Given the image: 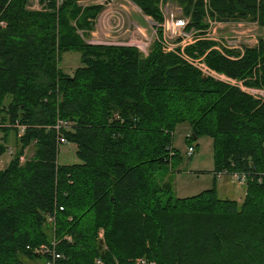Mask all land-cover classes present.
<instances>
[{
	"label": "trees",
	"instance_id": "1",
	"mask_svg": "<svg viewBox=\"0 0 264 264\" xmlns=\"http://www.w3.org/2000/svg\"><path fill=\"white\" fill-rule=\"evenodd\" d=\"M80 1L38 0L41 8L30 9L29 0H0V157L15 137L0 169V264L37 259L27 246L52 238L56 264H264V180L256 176L264 172V94L202 79L157 40L146 55L87 43L103 5ZM130 1L161 22L160 0ZM176 1L188 28H207L203 0ZM208 13L264 29V0H208ZM216 45L199 39L184 49L264 91V34L241 49ZM69 51L80 54L70 74L58 66ZM57 119L71 123L60 134L78 162L56 160ZM16 121L26 125L21 136ZM185 122L188 145L211 139L214 174H249L240 201L219 197L215 185L174 197L171 182L158 179L163 165L180 163L172 140Z\"/></svg>",
	"mask_w": 264,
	"mask_h": 264
},
{
	"label": "rangeland",
	"instance_id": "2",
	"mask_svg": "<svg viewBox=\"0 0 264 264\" xmlns=\"http://www.w3.org/2000/svg\"><path fill=\"white\" fill-rule=\"evenodd\" d=\"M172 4L174 0H165ZM114 2L123 3L128 5L130 8V12L126 13L125 9L118 10L120 6L113 5ZM81 5L88 4H102L103 9L100 11L98 16H101V20H104L109 24V21L112 22V19L109 18L111 14H107L110 7H113V13L119 12L118 18L122 23H120V28L108 29L106 30L103 25L98 26L100 34H90V36L86 39L89 42H93L95 44H112L116 42H122L126 44L135 45L138 44L141 46L143 54L148 52L151 42L153 41V32L151 31L149 20L145 19V17L139 13L132 2L126 3L124 0H82L79 2ZM177 4V3H176ZM28 7L30 9H40L41 5L38 0H29ZM115 14V13H114ZM97 16V17H98ZM133 23V24H132ZM134 24L142 25L145 30L142 31L146 35H142L139 31L135 30ZM134 28V29H133ZM133 32V34H137V38H133L128 36V34ZM103 32V34H102ZM264 34V29L259 27L256 22L253 21H226L221 23L215 30L214 38H216V43L219 47L222 46L224 41L232 40L234 41L233 47L237 46V48L241 49L243 46H251L254 45L257 39ZM216 47V46H215ZM80 65V54L78 52L69 51L64 52L60 56L59 60V68L66 73H71L77 66ZM253 91V93H257V95H262L263 91L260 90H246ZM251 93V92H250ZM252 93V94H253ZM189 124L187 122L181 123L176 126L175 131L173 133V146L178 149L179 156L181 157L179 165L175 166L174 169H178L177 173L172 174V178L170 179L172 187H173V196L174 197H185L194 195L204 189L210 188L215 185L217 190V195L221 198H229L239 201L243 198L245 193V185L238 183L232 176L230 175H220L217 176L213 173V158H212V145L211 139L209 137H200L197 141L193 142L192 145H196L194 147L195 150L191 156L186 154L188 145L186 142V137L189 135L188 131ZM9 139V147L11 152L14 151V135L10 134ZM76 146L74 143L65 142L59 145L56 160L59 164H70L74 162H78V158L75 154ZM32 149L28 148L26 151V156L31 155ZM8 152H5L0 157V169L4 167V165L10 159ZM170 165H163L162 169L158 172V179L160 180L163 176L164 178L167 174H170ZM23 264H39V259H27L25 257L22 258Z\"/></svg>",
	"mask_w": 264,
	"mask_h": 264
},
{
	"label": "built area",
	"instance_id": "3",
	"mask_svg": "<svg viewBox=\"0 0 264 264\" xmlns=\"http://www.w3.org/2000/svg\"><path fill=\"white\" fill-rule=\"evenodd\" d=\"M106 1V0H105ZM205 2V8H206V16L205 20L207 23V28H205L202 31H199L194 28H188V18L183 15L181 6L177 3L176 0L172 4L170 2L165 0H160L159 3V11L162 15V20L160 23L154 22L151 18V27L153 32V40H157L160 44L162 50L166 52H172L175 53L177 56H179L182 60H184L189 65L196 68L201 74L211 77L215 80L230 84V85H236L240 87L242 90L246 91L249 90L246 87H244L241 84V81H238L232 77L227 76L224 73L218 72L210 68L203 60L202 57H193L188 55L185 52V47L194 43L195 41L199 39H209L216 41V38H214L215 30L216 28L224 22L218 21L215 18H213L208 13V0H203ZM107 2V1H106ZM177 3V4H176ZM120 21L119 19L116 20L117 28H120ZM135 30L139 31V27L134 24ZM158 30V31H157ZM234 41L227 40L226 42L222 44L221 47L216 45L215 48L217 49H239L237 46L233 47ZM115 44V43H112ZM119 45V44H116ZM134 46L138 47V49L143 51L140 45L135 44ZM147 54V53H146ZM145 54V55H146ZM254 90V89H250ZM248 92V91H247ZM253 93V91H249V93ZM257 94V93H253ZM259 95V94H258ZM13 126L17 129V136H21L24 134L26 125L20 124L19 122H15ZM71 126V123L69 121L57 119L55 124L53 125V128L56 130V144L57 147H59L60 144L68 142L61 134L60 131L62 129L69 128ZM194 146H188L186 154L188 156H191L194 152ZM7 152L9 154L13 153L11 152V149L8 148ZM26 159V154L19 156V161L23 163ZM230 175L232 176L238 183L244 184L247 181L248 173L246 172H232V173H226V172H218L215 175ZM257 180L259 182L264 180V172L256 175ZM60 210H62V207H60ZM46 217V224L49 226H53L54 223V213H47L45 215ZM102 232L99 231V235L101 236ZM68 240L71 238L69 236H66ZM57 241L52 238V240L49 243H43L39 244L33 247L27 246V248L35 255L43 257L44 258V264H56V261L62 257L60 253H58L55 249ZM96 264H101V261L99 259L96 260ZM136 264H155L153 261H149L146 258H139L136 260Z\"/></svg>",
	"mask_w": 264,
	"mask_h": 264
},
{
	"label": "crops",
	"instance_id": "4",
	"mask_svg": "<svg viewBox=\"0 0 264 264\" xmlns=\"http://www.w3.org/2000/svg\"><path fill=\"white\" fill-rule=\"evenodd\" d=\"M124 1H126V3H130L131 1L130 0H124ZM113 5H115V6H120L119 8H118V10H123V9H125L127 12L126 13H129L130 12V8H129V6L128 5H125V4H123V3H118V2H114L113 3ZM134 6L136 7V9H137V11L139 12V13H141L140 12V9L134 4ZM102 11V10H101ZM115 13V14H114ZM113 13V7H110L109 8V11L107 12V14H111L110 16H109V18H111L112 19V22H110L109 21V24L107 23V22H105L104 20H101V16H98L96 19H95V24H94V29L90 32V34L92 35V38H93V34H95V33H97V34H100V31H99V28H98V26H101V25H103V27L106 29V30H108V29H115V28H117V24H116V20H118L119 18H118V15L117 14H119V12H114ZM142 14V13H141ZM143 15V14H142ZM144 17H145V19L147 20V18L148 19H150V17L149 16H146V15H143ZM120 20V19H119ZM148 21V20H147ZM150 21V20H149ZM133 24V23H132ZM138 27H139V30H140V32L139 33H141L142 34V32H141V30L142 31H144L145 30V28L142 26V25H138V24H136ZM149 25H150V28H151V31H152V27H151V22H149ZM134 29V28H133ZM137 31V30H136ZM102 34H103V32H102ZM143 34L144 35H146L144 32H143ZM142 34V35H143ZM143 35V36H144ZM128 36H130V37H132L131 38V40L133 39V38H137V36H140V35H138V33L137 34H133V32H131L130 31V33L128 34ZM93 43V42H92ZM117 44H119V45H131V44H126V43H122V42H116ZM187 132H189L190 133V128H188V131ZM170 168V174L168 175L167 174V176L164 178V176L160 179V181H169V182H171L170 181V179L172 178V174H175V173H177V170L176 169H171V167H169ZM241 200V199H240ZM239 200V201H240ZM37 259H39V261H40V263L39 264H44V258L43 257H39V258H37Z\"/></svg>",
	"mask_w": 264,
	"mask_h": 264
},
{
	"label": "water",
	"instance_id": "5",
	"mask_svg": "<svg viewBox=\"0 0 264 264\" xmlns=\"http://www.w3.org/2000/svg\"><path fill=\"white\" fill-rule=\"evenodd\" d=\"M87 43H90V44H95V43H92V42H89V41H87ZM201 77H202V79H204V80H206L207 79V76H205V75H201ZM263 94H264V91H263ZM194 138H195V136H194ZM102 243H103V240L102 239H99V241H98V244H99V248H101V246H102Z\"/></svg>",
	"mask_w": 264,
	"mask_h": 264
}]
</instances>
